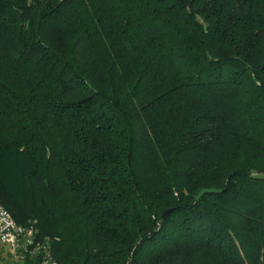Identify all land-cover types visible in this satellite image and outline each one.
<instances>
[{
  "label": "trees",
  "instance_id": "obj_1",
  "mask_svg": "<svg viewBox=\"0 0 264 264\" xmlns=\"http://www.w3.org/2000/svg\"><path fill=\"white\" fill-rule=\"evenodd\" d=\"M0 204L56 264H264V0H0Z\"/></svg>",
  "mask_w": 264,
  "mask_h": 264
},
{
  "label": "built area",
  "instance_id": "obj_2",
  "mask_svg": "<svg viewBox=\"0 0 264 264\" xmlns=\"http://www.w3.org/2000/svg\"><path fill=\"white\" fill-rule=\"evenodd\" d=\"M35 229L20 226L0 204V243L14 256L38 254L40 264H56L47 239H37Z\"/></svg>",
  "mask_w": 264,
  "mask_h": 264
},
{
  "label": "rangeland",
  "instance_id": "obj_3",
  "mask_svg": "<svg viewBox=\"0 0 264 264\" xmlns=\"http://www.w3.org/2000/svg\"><path fill=\"white\" fill-rule=\"evenodd\" d=\"M7 251H9V249L4 245L2 246L0 243V264H3V261L7 259Z\"/></svg>",
  "mask_w": 264,
  "mask_h": 264
},
{
  "label": "water",
  "instance_id": "obj_4",
  "mask_svg": "<svg viewBox=\"0 0 264 264\" xmlns=\"http://www.w3.org/2000/svg\"><path fill=\"white\" fill-rule=\"evenodd\" d=\"M210 192H219V190H216V189H203L200 193H199V195H198V199L200 198V197H202L205 193H210ZM170 212V210H168V211H166V212H164V214H163V216H165L167 213H169Z\"/></svg>",
  "mask_w": 264,
  "mask_h": 264
}]
</instances>
